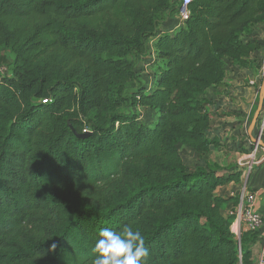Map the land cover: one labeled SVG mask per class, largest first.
<instances>
[{
  "label": "trees",
  "instance_id": "16d2710c",
  "mask_svg": "<svg viewBox=\"0 0 264 264\" xmlns=\"http://www.w3.org/2000/svg\"><path fill=\"white\" fill-rule=\"evenodd\" d=\"M171 1L0 0V264H92L99 232L125 226L144 264H253L258 231L236 238L238 198L215 195L241 172L190 171L177 146H221L206 93L227 62L260 69L264 0H191L163 33Z\"/></svg>",
  "mask_w": 264,
  "mask_h": 264
},
{
  "label": "crops",
  "instance_id": "0c3cea01",
  "mask_svg": "<svg viewBox=\"0 0 264 264\" xmlns=\"http://www.w3.org/2000/svg\"><path fill=\"white\" fill-rule=\"evenodd\" d=\"M249 39L256 40L261 45V50L256 54L260 69L248 74L245 70H238L227 62L223 85L216 89H209L206 93V97L214 103L209 107L211 116L209 136L217 138L221 146L211 147L208 152L201 155L182 145H178L177 149L190 171L199 166L206 167L214 164L220 168L219 175L221 176L241 172L237 181L233 180L218 187L215 195L222 198H238L241 191L245 190L248 194L254 195L255 209L264 215V160L263 156H259L264 152V146L260 144H264V139L262 140L264 132L260 136V149L256 154L260 162L251 172L247 170L252 144L256 142L259 135L258 124L252 125L251 120L262 103L264 106L261 92L260 96L255 99L247 85L251 84L252 80L256 82L258 75L264 70V23L252 30ZM230 97H232L231 100ZM233 207L232 203L227 204L222 213L227 215ZM231 230L234 231L235 226ZM239 230L240 235L247 233L243 226ZM257 236V241L251 247L252 263L264 264V225L258 230Z\"/></svg>",
  "mask_w": 264,
  "mask_h": 264
},
{
  "label": "clouds",
  "instance_id": "9594fccd",
  "mask_svg": "<svg viewBox=\"0 0 264 264\" xmlns=\"http://www.w3.org/2000/svg\"><path fill=\"white\" fill-rule=\"evenodd\" d=\"M141 231L125 226L121 231L104 228L92 251V264H144L149 255Z\"/></svg>",
  "mask_w": 264,
  "mask_h": 264
},
{
  "label": "built area",
  "instance_id": "2783aa9c",
  "mask_svg": "<svg viewBox=\"0 0 264 264\" xmlns=\"http://www.w3.org/2000/svg\"><path fill=\"white\" fill-rule=\"evenodd\" d=\"M191 0H181V6L179 8L178 12V19L179 22L184 21L188 16V10L187 6L189 5ZM263 114L262 120L258 123L259 128V135L256 139V142L252 144L251 149V155L249 157V161L247 162V170L250 172L258 163L260 160L256 157V154L258 152L259 148V141L260 136L263 132L264 128V106L261 111ZM264 160V155H263ZM255 198L254 195L248 194L245 190H242L239 197H238V203L236 206L233 207L230 212H228L229 215L233 216V222L231 224V228L235 226V230L231 232L234 234L236 238H239L240 236V230L239 228L243 226L245 228L246 232H257L261 227L264 225V215L259 213L255 209Z\"/></svg>",
  "mask_w": 264,
  "mask_h": 264
},
{
  "label": "rangeland",
  "instance_id": "374dc122",
  "mask_svg": "<svg viewBox=\"0 0 264 264\" xmlns=\"http://www.w3.org/2000/svg\"><path fill=\"white\" fill-rule=\"evenodd\" d=\"M178 4H179V0H172L171 1V7H170V9L168 11H166V12L163 13V16H162V21L163 22H162V24L158 28L161 32H163V33L170 32L176 26H178L179 19H178L177 15H176L177 14V9L176 8L178 7ZM171 9H175L173 11V12H175L173 16L170 15V10ZM254 58L256 60H258L256 55H255ZM11 62H12V55H11V53L9 51H3L2 54H1V56H0V69H1V71L3 73H6L8 71V68L11 65ZM147 64L146 63H138L137 64V68L138 69L142 68L144 70L143 71L144 73L142 74V78L141 79H142L143 82H146V83H148L150 81L149 80L150 79L149 78L150 75L147 72L145 73V70L146 69H147V71H150V70H148V67H146ZM263 78H264V70H263V72H261L258 75V77L256 79V82L254 80H252V83L249 84V85H247V87L250 88V90H251V95L252 96H255V99L260 96V91H261V88H262ZM231 98L232 97H230V100H231ZM263 100H264V94L262 96V102H264ZM262 109H263V103H262V105L259 108L257 120L254 123V125H257L262 120V116H263V114L261 113ZM131 112L138 113V115L140 116V121L141 122H144L147 125H149L152 122V120L155 118V116L153 115L152 112H148L147 110H144L142 108L131 109ZM252 114H253V112H252ZM251 121H253V120H251ZM263 139H264V135L262 137V140ZM260 141H261V139H260ZM259 152H262V151H259ZM263 155H264V152L260 153L259 156L262 157ZM255 168H256V166L254 167V169Z\"/></svg>",
  "mask_w": 264,
  "mask_h": 264
},
{
  "label": "water",
  "instance_id": "95a60500",
  "mask_svg": "<svg viewBox=\"0 0 264 264\" xmlns=\"http://www.w3.org/2000/svg\"><path fill=\"white\" fill-rule=\"evenodd\" d=\"M261 96H263V94H264V82H263V85H262V88H261ZM258 112H259V110L257 111V113L255 114V116H254V118H253V121H252V125H254V123L256 122V120H257V116H258ZM251 125V126H252ZM259 143H260V141H259ZM261 144V146H264V144L263 143H260Z\"/></svg>",
  "mask_w": 264,
  "mask_h": 264
}]
</instances>
